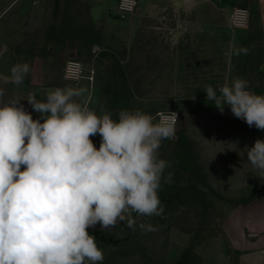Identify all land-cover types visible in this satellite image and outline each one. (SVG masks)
Here are the masks:
<instances>
[{
    "label": "rangeland",
    "instance_id": "rangeland-1",
    "mask_svg": "<svg viewBox=\"0 0 264 264\" xmlns=\"http://www.w3.org/2000/svg\"><path fill=\"white\" fill-rule=\"evenodd\" d=\"M117 1L0 0V50L10 49L16 63L30 66L20 85L0 75V89L4 91L0 101L20 100L33 119H38L39 114L26 100L28 94L35 93L43 100L49 88L71 86L83 89L78 99L87 107L97 113L110 112L114 119L123 109H140L153 117L158 112H178L181 121L176 135L163 140L159 149L160 158L171 162L166 173H173L171 182L162 183L159 191L163 215L134 214L135 230L120 222L111 231L101 230L99 224L88 231L103 250L102 264H201L202 254L209 247L215 249L238 239L240 224L249 215L264 214V179L258 178L264 175L257 172L256 179L220 178L231 175L223 170L227 167L230 171L232 164L219 163L217 153L223 143H211L210 134L200 130L205 125L201 115L190 117L191 132L183 131L188 112L200 109L202 103L192 99L189 90L205 85L193 83L198 73L189 72V61L171 56L179 40L181 44H200L196 39L189 41L190 37L170 38L174 21L156 15L168 16L173 9L163 3L153 8L156 15L137 18L139 5L133 14L123 16ZM242 6L250 10L248 4ZM94 7L99 21L91 18ZM221 14L220 19L202 20L229 27L228 13L222 10ZM250 45L244 47L241 42L235 48L241 57L237 68L246 76L253 64L263 63V53ZM216 48H207V77L215 75L213 66L225 63L233 49L227 44ZM180 50L181 56L187 54L182 47ZM69 62L79 63L80 69L68 70ZM237 73L238 77L241 73ZM248 84L252 92L258 86ZM260 131L243 123L239 133L259 139ZM91 139L99 148L100 135ZM142 223L154 230L142 231ZM225 250L233 256L231 248Z\"/></svg>",
    "mask_w": 264,
    "mask_h": 264
},
{
    "label": "clouds",
    "instance_id": "clouds-1",
    "mask_svg": "<svg viewBox=\"0 0 264 264\" xmlns=\"http://www.w3.org/2000/svg\"><path fill=\"white\" fill-rule=\"evenodd\" d=\"M10 71L7 78L20 85L30 66L15 63ZM204 92L221 112L228 106L249 127L264 130V95L250 91L245 79H226ZM82 94L56 87L38 100L30 92L26 100L39 119L20 100L0 101V264H102L89 228L111 231L123 222L135 230L134 214L164 213L159 191L173 173H166L171 162L159 149L175 135L176 113L157 120L123 109L114 119L87 107ZM97 134L99 148L91 139ZM247 158L264 175V140L247 148Z\"/></svg>",
    "mask_w": 264,
    "mask_h": 264
},
{
    "label": "crops",
    "instance_id": "crops-1",
    "mask_svg": "<svg viewBox=\"0 0 264 264\" xmlns=\"http://www.w3.org/2000/svg\"><path fill=\"white\" fill-rule=\"evenodd\" d=\"M166 3L172 9L173 13L168 16L163 13L156 15L153 8L156 5ZM243 4L249 5V23L247 28L233 29L230 26H225L215 22H205L208 17L220 19L222 10L228 13V19L231 10L236 6ZM139 16L147 17L160 16L163 19L169 18L173 20L175 28L169 30V35L172 40L180 37H190L200 42L197 46L188 43L181 44L180 40L173 45L172 57H178L189 61V72L198 74L195 76L193 83L203 84L205 87L198 88V90H189V96L192 99H200V109L189 111L185 119L187 124L183 131L189 133L192 130L190 117L195 113L201 115L202 122H205L201 131L210 134L208 140L211 143H223L221 151H218L217 156L221 159L219 163L232 164V168H224L223 172L231 173L230 176H221L222 179H256V170L247 158V148L254 145L257 140L256 136H247V133L240 135L239 130H243V119H239L233 115L228 106L224 107L223 112L213 105V101L207 100L205 91L206 86H212L218 89L225 80L231 81L236 78V74L240 78H247L248 83L255 82L258 86L254 87L253 93L264 95V0H138ZM116 10V1L113 4ZM91 11V18L94 21H99V13L94 7ZM1 11V9H0ZM210 14V15H209ZM201 16V18H200ZM1 17V16H0ZM159 17V18H160ZM211 41L212 44L208 45ZM243 44L245 47L249 42L250 46L254 45L255 51H261L263 63L261 66L254 65L250 75L242 74L241 68H237V57L235 48L238 43ZM255 44H254V43ZM227 44V48L232 49L227 53L225 63L213 66L215 71L213 76L207 77L205 66L207 48L211 46L217 50V46ZM180 47L184 49L186 55L181 56L179 52ZM10 50V49H9ZM3 50H0V53ZM11 51V50H10ZM12 53V51H11ZM13 55V53H12ZM170 56V54H168ZM14 57V55H13ZM15 60V57H14ZM16 63V62H15ZM238 70V71H237ZM203 72V73H202ZM219 95V92H217ZM28 107L27 103L26 106ZM213 114V117L211 115ZM217 117V118H216ZM40 118V115L38 119ZM243 120V121H242ZM242 123V124H241ZM247 124V123H246ZM242 127V129H239ZM255 128V126H253ZM256 129V128H255ZM262 135L259 139L263 140L264 130L260 131ZM242 140V142H241ZM219 148V147H218ZM246 165V166H244ZM246 174V175H244ZM263 178L264 176L258 177ZM242 234L238 239H232L227 244L222 243V247H209L204 254H202L201 264H264V214L251 216L240 224ZM227 248H231L233 256L227 254Z\"/></svg>",
    "mask_w": 264,
    "mask_h": 264
},
{
    "label": "built area",
    "instance_id": "built-area-1",
    "mask_svg": "<svg viewBox=\"0 0 264 264\" xmlns=\"http://www.w3.org/2000/svg\"><path fill=\"white\" fill-rule=\"evenodd\" d=\"M138 5V0H118L117 1V9L118 11L123 15H130L133 14L136 10V7ZM249 9L244 6H236L231 10L230 16H229V24L230 27L233 29H242L246 28L249 21ZM72 69H80V64L76 62H69L68 63V70ZM176 113L177 116V124H176V131L175 135L178 130V125L181 121V115L176 111H163L158 112L155 116V118L158 120L161 116L171 115L172 113ZM174 135V136H175Z\"/></svg>",
    "mask_w": 264,
    "mask_h": 264
},
{
    "label": "water",
    "instance_id": "water-1",
    "mask_svg": "<svg viewBox=\"0 0 264 264\" xmlns=\"http://www.w3.org/2000/svg\"><path fill=\"white\" fill-rule=\"evenodd\" d=\"M15 64L14 57L11 51L6 48L0 53V75L3 78L8 79L7 77L11 76L10 69Z\"/></svg>",
    "mask_w": 264,
    "mask_h": 264
}]
</instances>
